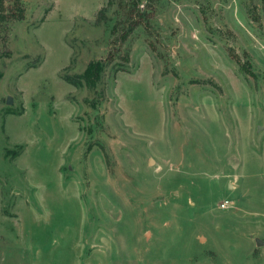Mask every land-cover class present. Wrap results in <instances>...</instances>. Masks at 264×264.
Listing matches in <instances>:
<instances>
[{"label":"rangeland","instance_id":"1","mask_svg":"<svg viewBox=\"0 0 264 264\" xmlns=\"http://www.w3.org/2000/svg\"><path fill=\"white\" fill-rule=\"evenodd\" d=\"M18 1L0 264H264V0Z\"/></svg>","mask_w":264,"mask_h":264},{"label":"trees","instance_id":"2","mask_svg":"<svg viewBox=\"0 0 264 264\" xmlns=\"http://www.w3.org/2000/svg\"><path fill=\"white\" fill-rule=\"evenodd\" d=\"M14 12L6 8V0H0V26L10 23L11 21H19L24 19L25 9L20 1L14 2ZM100 20H106L105 11L101 12ZM123 24L125 26L123 30V37L128 30H134L137 26L132 24V20H125ZM130 25L132 28H129ZM127 58V57H126ZM108 66L106 62L90 63L83 75L79 76L75 81L77 85L86 84L90 88H95L102 79V74L105 67Z\"/></svg>","mask_w":264,"mask_h":264},{"label":"water","instance_id":"3","mask_svg":"<svg viewBox=\"0 0 264 264\" xmlns=\"http://www.w3.org/2000/svg\"><path fill=\"white\" fill-rule=\"evenodd\" d=\"M12 103V100L9 98L8 101H7V104H11ZM263 242L258 240V245H262Z\"/></svg>","mask_w":264,"mask_h":264},{"label":"built area","instance_id":"4","mask_svg":"<svg viewBox=\"0 0 264 264\" xmlns=\"http://www.w3.org/2000/svg\"><path fill=\"white\" fill-rule=\"evenodd\" d=\"M226 204H227V201H226V203L223 204V206H226Z\"/></svg>","mask_w":264,"mask_h":264}]
</instances>
